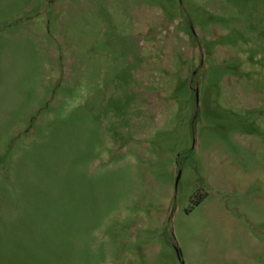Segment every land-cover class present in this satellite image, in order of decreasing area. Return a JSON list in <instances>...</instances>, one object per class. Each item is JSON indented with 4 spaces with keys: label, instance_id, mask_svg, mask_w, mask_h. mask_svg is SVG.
Segmentation results:
<instances>
[{
    "label": "rangeland",
    "instance_id": "1",
    "mask_svg": "<svg viewBox=\"0 0 264 264\" xmlns=\"http://www.w3.org/2000/svg\"><path fill=\"white\" fill-rule=\"evenodd\" d=\"M0 264H264V0H0Z\"/></svg>",
    "mask_w": 264,
    "mask_h": 264
},
{
    "label": "water",
    "instance_id": "2",
    "mask_svg": "<svg viewBox=\"0 0 264 264\" xmlns=\"http://www.w3.org/2000/svg\"><path fill=\"white\" fill-rule=\"evenodd\" d=\"M178 180H179V176H178Z\"/></svg>",
    "mask_w": 264,
    "mask_h": 264
},
{
    "label": "trees",
    "instance_id": "3",
    "mask_svg": "<svg viewBox=\"0 0 264 264\" xmlns=\"http://www.w3.org/2000/svg\"><path fill=\"white\" fill-rule=\"evenodd\" d=\"M198 203H199V202H198ZM198 203H197V204H198Z\"/></svg>",
    "mask_w": 264,
    "mask_h": 264
}]
</instances>
